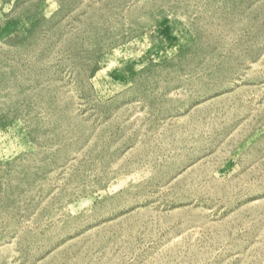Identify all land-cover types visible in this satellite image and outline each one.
<instances>
[{"label":"rangeland","instance_id":"374dc122","mask_svg":"<svg viewBox=\"0 0 264 264\" xmlns=\"http://www.w3.org/2000/svg\"><path fill=\"white\" fill-rule=\"evenodd\" d=\"M0 264H264V0H0Z\"/></svg>","mask_w":264,"mask_h":264}]
</instances>
